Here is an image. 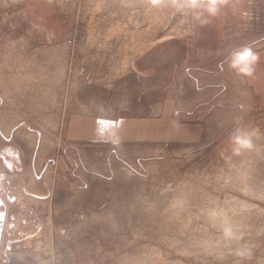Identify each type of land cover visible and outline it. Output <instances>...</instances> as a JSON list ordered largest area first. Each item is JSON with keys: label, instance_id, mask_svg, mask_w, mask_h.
<instances>
[{"label": "rangeland", "instance_id": "1", "mask_svg": "<svg viewBox=\"0 0 264 264\" xmlns=\"http://www.w3.org/2000/svg\"><path fill=\"white\" fill-rule=\"evenodd\" d=\"M171 5L0 0V264H264V193L243 182L261 172L264 190V131L243 83L221 74L188 101L137 71L192 36ZM237 128L254 133L239 155Z\"/></svg>", "mask_w": 264, "mask_h": 264}, {"label": "crops", "instance_id": "2", "mask_svg": "<svg viewBox=\"0 0 264 264\" xmlns=\"http://www.w3.org/2000/svg\"><path fill=\"white\" fill-rule=\"evenodd\" d=\"M190 16L193 25L192 36L183 39L174 38L176 50L161 52L164 56L162 63H148L144 72L137 70L142 76L147 74V78H154L149 90L157 93L160 89L166 88L173 92L178 85L181 92L187 91L186 100L197 101L198 96L204 98L207 89L210 91L217 88L221 74L228 77L229 83L238 78L243 83L246 96L251 102L250 112L246 110V116L264 131V0H225L216 16H208L206 12L200 19H196L192 12ZM203 20L207 22L202 23ZM242 47L250 48L258 58L253 65L251 76L237 75L228 67L230 54ZM158 48L165 49L164 46ZM156 49L148 46L143 51L147 61L151 60V55H154ZM135 68L137 69L136 66ZM159 69L161 72L156 75L155 72ZM190 88L195 89L197 93L189 95ZM212 94L214 97L215 93ZM171 97L172 95L167 94L166 98L151 103V114L158 117L162 112L163 117H167L173 108ZM196 101L191 100L190 105ZM220 101L221 99L219 103ZM188 104L181 107H187ZM162 119L150 118L139 121L138 118H131L128 126L175 123L170 118Z\"/></svg>", "mask_w": 264, "mask_h": 264}, {"label": "clouds", "instance_id": "3", "mask_svg": "<svg viewBox=\"0 0 264 264\" xmlns=\"http://www.w3.org/2000/svg\"><path fill=\"white\" fill-rule=\"evenodd\" d=\"M160 3L161 0H152V6L154 7L158 6ZM224 3L225 0H172L171 6L178 11L192 12L196 19H200L204 12H206L208 16H216ZM201 22L206 23L207 21L203 20ZM257 59V56L250 48L242 47L230 54L228 58V67L237 75L251 76L253 65ZM253 135L254 133L237 128L230 137L233 153L239 155L244 150L252 149ZM225 234L231 235V229L226 228ZM238 255L244 256L245 252L241 251Z\"/></svg>", "mask_w": 264, "mask_h": 264}, {"label": "bare ground", "instance_id": "4", "mask_svg": "<svg viewBox=\"0 0 264 264\" xmlns=\"http://www.w3.org/2000/svg\"><path fill=\"white\" fill-rule=\"evenodd\" d=\"M135 3V2H134ZM154 43V42H153ZM90 125H96L94 122L91 121V123L89 122ZM257 146V145H256ZM260 148V147H259ZM258 149V147H257ZM258 152V151H257ZM260 153V152H259ZM264 155V154H263ZM264 158V157H262ZM261 160V158H260ZM261 172H258L257 174L258 175H255L256 172H254V170H252V174H251V177L250 179L248 180L247 178L244 179V184L248 187V189L252 192V193H255V192H258L260 191L261 193H264V190L262 188L259 187L258 185V181H262V177H260ZM247 174V173H246ZM247 203V202H246ZM230 220V219H229ZM51 247V246H50Z\"/></svg>", "mask_w": 264, "mask_h": 264}, {"label": "flooded vegetation", "instance_id": "5", "mask_svg": "<svg viewBox=\"0 0 264 264\" xmlns=\"http://www.w3.org/2000/svg\"><path fill=\"white\" fill-rule=\"evenodd\" d=\"M3 202H2V198H1V196H0V205L2 204ZM3 207H0V218L2 217V214H3Z\"/></svg>", "mask_w": 264, "mask_h": 264}]
</instances>
